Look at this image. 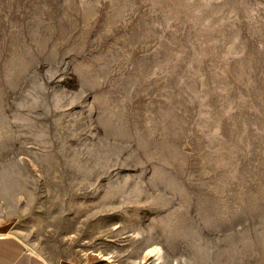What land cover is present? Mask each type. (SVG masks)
<instances>
[{
    "label": "rangeland",
    "instance_id": "obj_1",
    "mask_svg": "<svg viewBox=\"0 0 264 264\" xmlns=\"http://www.w3.org/2000/svg\"><path fill=\"white\" fill-rule=\"evenodd\" d=\"M1 236L264 264V0H0Z\"/></svg>",
    "mask_w": 264,
    "mask_h": 264
},
{
    "label": "crops",
    "instance_id": "obj_2",
    "mask_svg": "<svg viewBox=\"0 0 264 264\" xmlns=\"http://www.w3.org/2000/svg\"><path fill=\"white\" fill-rule=\"evenodd\" d=\"M0 264H48L28 251L25 244L14 236L0 237Z\"/></svg>",
    "mask_w": 264,
    "mask_h": 264
}]
</instances>
